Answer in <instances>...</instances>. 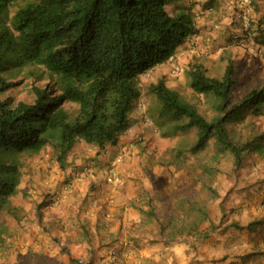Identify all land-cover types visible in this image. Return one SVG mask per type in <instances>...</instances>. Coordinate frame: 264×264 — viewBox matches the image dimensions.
<instances>
[{
  "label": "trees",
  "instance_id": "obj_1",
  "mask_svg": "<svg viewBox=\"0 0 264 264\" xmlns=\"http://www.w3.org/2000/svg\"><path fill=\"white\" fill-rule=\"evenodd\" d=\"M173 1L0 0L1 248L12 235L5 218L22 222L24 217L23 209L12 201L26 173L21 155L37 156L49 148L51 159L65 172L73 164L69 157L79 142L94 148L95 157L118 145L137 122L132 113L141 96V77L170 62L200 33L202 27L198 28L197 14L190 7L173 14L167 10ZM234 8L233 19L245 18L244 0H238ZM233 40L245 45L247 37ZM224 55L221 76L211 75L203 63L190 65L187 74L195 100L168 86L164 78L150 86L161 104L158 121L166 136L195 133L178 142L172 155L178 163L190 165L193 185L199 184L204 191L179 190L175 205L164 213L157 212L152 200L136 205L143 218L156 224L158 238L153 242L172 245L189 237L201 242L209 239L222 227L211 219L207 201L211 195L219 197L213 185L216 176L225 172L237 177L249 154L264 153V134L252 132L255 120L264 118V84L237 97L236 90L244 84L239 65L232 55ZM20 75L30 81V99H2ZM71 103L78 108H68ZM95 157L82 156L86 163ZM41 208L42 204L29 213L38 225L34 237L41 232L52 234L55 227L65 228L60 218L44 220ZM206 221L210 228L203 230ZM77 223L83 238H90V224ZM96 223L100 230L108 228L101 217ZM232 226L253 233L264 227V219L254 218L245 227L232 222L228 227ZM60 250L72 263L83 264L63 243ZM250 250L247 247L235 264H246L254 254H248ZM18 258L15 264H53L43 251Z\"/></svg>",
  "mask_w": 264,
  "mask_h": 264
},
{
  "label": "rangeland",
  "instance_id": "obj_2",
  "mask_svg": "<svg viewBox=\"0 0 264 264\" xmlns=\"http://www.w3.org/2000/svg\"><path fill=\"white\" fill-rule=\"evenodd\" d=\"M237 1L174 0L167 6V10L172 14L183 6L190 7L197 14V26H202L201 33L198 36L203 38V40L192 37L191 40L181 47L174 59L163 67L155 68L141 77V96L137 100L135 108L138 116L135 115L133 117L144 126L143 130L145 131L140 133L145 138L140 136L143 139L136 141L139 135L137 136L133 129L129 130L131 134H134V145L141 147L137 155L139 156L138 159L143 175L139 178V183L135 184L137 186V195L140 198L139 205H146L147 201L152 200L157 212L164 213L170 211L175 205L174 201L179 198L177 196L179 190L186 188L187 191L191 192H204L199 184L197 186L193 185L194 179L189 175L188 167L190 165H183L182 160H179L178 163L172 155L175 151L174 148H177L178 142L186 141V138H190V135L195 137V133L166 136L167 133H164V127L159 122L161 121V104L150 92L152 84L164 78L168 86L178 90L185 97L195 100L197 97L189 86L187 74L190 65L203 63L208 66L211 75L221 76L225 66V61L221 58L224 54L232 55L239 65V75L242 77L244 84L236 90L237 97H240L249 88L261 87L264 84V55L258 52L260 48H264V3L262 4L259 0H244L243 12H245V18L235 20L232 17V12ZM231 20H234V24L231 23ZM216 25H219V28L214 30ZM235 36L247 37L245 45L240 42L235 44L233 40ZM174 66L178 68L175 73L171 72ZM13 80L15 86L1 98L13 97L16 101L29 100L30 81L24 79L22 75ZM199 100H201L200 106L202 107L203 99L200 98ZM144 104L146 108L140 109V105ZM67 107L70 109L78 108L76 104L72 103L68 104ZM147 120H150V124H148ZM255 121L256 124L252 132L264 134V118L256 119ZM125 150L120 152L115 159V163L104 173L107 193L112 190L123 191L126 186V180L118 168V164L122 163L127 155L128 150ZM51 153V150L46 148L37 156L21 155V160L25 164L23 165V170L26 173H24L21 187L17 194L13 196L12 201L14 205L23 209L24 217L21 218L22 222L9 217L5 218L12 235L7 238L3 248L0 247V264H15L19 256L26 259L30 252L33 251H43L53 260V264H74L69 259L68 254L60 250L62 243L64 246H69L68 239H65V235L61 233L71 234L74 239L72 242L78 243V245L80 243V246L74 251L70 247L68 248L74 257L81 258L83 264H126V260L130 259V253L128 254L124 247H130V245L124 244L121 247L118 244L119 240L113 237L116 235L117 230L110 229V226H112V223H116L117 217L112 214V209L107 201H103V204L99 207V209L101 208L99 213H102L101 219H103V222L105 221V226L108 228L100 230V228H97L96 223V230L92 232L93 236L90 237L87 244L83 245L85 238H80L82 230L77 222L82 224V221H84V208H89L91 202L97 199L101 200V197L92 198L94 195L90 193L86 196L82 195L76 185L77 182H75L76 179H81L85 176V171L96 169L95 165H91V161L86 163L82 158L84 155L94 157V148L84 142H79L74 154L69 157V162L73 161V164L64 173L55 160L51 159ZM228 160V158L225 159V168L227 169L230 165V160ZM200 170L199 168L198 172ZM96 172L98 173V171ZM114 172H117L118 176L123 180V185L119 186L116 183ZM136 177L137 175L132 178L136 181ZM91 185L87 184L85 187H88L93 193L95 189ZM213 185L218 190L219 197L214 199L211 195L207 199L209 212L214 223L216 225L220 223L222 227L211 233V239L203 242L197 238H185L184 241L180 242L183 243L184 247L189 248L185 256L182 253L184 257L177 258L169 249H164L165 251L162 252L160 260L163 263H160L192 264L191 260L196 258L194 253L198 249L196 253L207 248L215 252L214 246L216 247L217 245L226 248L227 246H236L238 244L242 248L253 249L259 246V240H263L264 244L263 237L258 236L256 231L253 234L249 233L247 229L239 231L234 226L230 230L225 228L232 222H239L241 226L245 227L254 218L264 219V153L254 152L249 154L245 167L239 171L237 177H232L223 172L216 176ZM58 190L59 193H57ZM62 191L64 193L62 195L68 200H66L67 203L63 208L58 211L61 213H58L53 207L57 201L55 198ZM73 194L75 199L69 201ZM201 195L205 196L204 194ZM41 204L44 220L47 221L45 218L51 219L54 216L57 218L60 214H63L64 216L61 220H63L65 228L55 227L53 232H51L52 234L40 231V236L36 235L34 237L38 225L36 218L32 221L30 214L33 213L35 208H39ZM114 213L116 214L117 211H114ZM113 216L115 219L109 220ZM223 219L224 222L222 223ZM141 225L146 233L148 232L149 237L154 236L157 229L154 222L151 220L145 221ZM209 226V221H206L202 228L207 230L210 228ZM45 228L50 231L49 227L46 226ZM263 228H259L257 231L263 232ZM69 229H72V231ZM62 230L64 231L60 232ZM128 230L129 227L127 226L124 228L121 225L118 228L120 234L122 233L121 235H123V242L129 239V237L126 238L127 234L125 233ZM226 236L228 237L226 238ZM263 244L261 243V245ZM112 249L116 250L115 254L111 253ZM19 250H21V253L16 252ZM192 253L193 257L190 258L189 256ZM263 259L262 264H264Z\"/></svg>",
  "mask_w": 264,
  "mask_h": 264
},
{
  "label": "crops",
  "instance_id": "obj_3",
  "mask_svg": "<svg viewBox=\"0 0 264 264\" xmlns=\"http://www.w3.org/2000/svg\"><path fill=\"white\" fill-rule=\"evenodd\" d=\"M201 27L202 26H198V28H201ZM195 37L203 40V38H200V36L198 35ZM164 65L165 64L160 65L156 68L163 67ZM135 115L138 116V112L134 110L132 113V116H135ZM143 127L144 126L139 121H137L134 124L132 129L133 131H135V133H137V136L139 135L136 141L143 139V138H140V136L144 137L142 135V133L145 131L143 130ZM133 139H135L134 134H131L129 131L126 132L122 136L118 145L109 147L103 152H101L100 155L96 157L94 156L95 160L94 162L91 163V165L94 164L96 166L95 170L89 169L85 171L84 173L85 176L81 179H76L75 181L77 182L76 185L77 187H79L78 190L81 192L82 195L86 196L88 193H90L91 195L92 194L94 195L92 198L101 197V200L97 199L96 201L91 202L90 207L89 208L85 207L83 211L85 219L83 217L82 218L84 219V221L90 224V232H91L90 237L93 236L92 232H95L96 230L97 219L103 216L102 213H99L100 212L99 210L101 209V208L99 209V207L103 204V201H107L109 203L110 208L112 209V212H113L112 214H114L117 217L116 223L115 224L112 223L111 224L112 226H110L111 227L110 229L115 230V231L117 230L116 235L113 237L119 240L118 244L121 247L124 244L130 245V247H127V246L124 247L127 253L128 254L130 253L129 254L130 259L126 260V264H162L163 262L160 260H161L162 252L165 251L164 249L166 250L169 249L172 252V254L175 255L177 258L184 257L186 252H188L189 248L184 247L182 245L183 243H173L172 245H166L161 240L153 242L155 238H158L156 232L153 237L152 236L149 237L148 232L146 233V231L141 225L142 222L147 221L145 218H143L142 214L140 213V210L136 207V205L137 206L139 205L140 198L137 195L138 194L137 186H135V184L139 183V178H141V176L143 175V172H141L142 167L138 159L139 156L137 155L139 154L141 147L139 145H134ZM124 149L128 150L127 155L124 158L123 162L118 164L119 166L118 168L126 180V186L125 188H123V191L112 190L107 193L106 185H105L106 176L104 173L106 172L107 169H109L112 166L113 163H115L116 157L120 154V152H123ZM96 171H98V173ZM62 172L64 173V171ZM136 175L137 177L135 181L132 177ZM87 184H92L91 186L93 189H95V192L92 193V190H89L88 187H85ZM57 193H59V190L57 191ZM62 194H64L63 191L61 194H59L55 198L57 201L53 209L57 212L63 208V206L67 203L66 200H68ZM72 199H75L74 194L69 198V201H71ZM114 211H117V213L115 214ZM58 213H61V212H58ZM63 216H64L63 214H60V216H58L57 218L61 219L63 218ZM46 219L49 220L48 218ZM51 219H56V216H54ZM114 219L115 218L113 216L109 220H114ZM121 225L124 228L125 226L129 227V230L126 231L125 233L127 234L126 238L129 237L130 240L128 239L125 242H123V235H121L122 233L120 234V232L118 231V228H120ZM225 228L227 230L228 229L230 230L228 226H225ZM256 233H258V236L263 237L264 235L262 234H264V228H263V232L256 231ZM61 234L65 235L64 236L65 239L66 238L68 239L67 240L69 243L68 247H70L72 251L76 250L80 246V243L78 245V243L72 242L74 239L72 238L71 234L69 233H66V234L61 233ZM253 234H255V232H253ZM227 237L228 236H226V238ZM80 238L83 239L81 235H80ZM211 238L212 236H210L209 239ZM89 239H90L89 237L85 238L83 241V245L87 244ZM261 243L263 244V240L258 241V245H259L258 247H254L253 249L248 248L251 250L249 251V253L248 252L247 253L248 254L254 253L252 256L254 257L256 255L255 256L256 258L254 259L252 256H251L252 258L249 257L250 259L245 258L246 264H262L263 263L262 259L264 257V244L261 245ZM237 245L227 246L226 248L224 246L221 247L220 245H217L216 247L214 246L215 252H212V250L207 248V249H202L198 253H196L199 250L198 249L194 253V255H196V258L194 260L192 259L193 261L191 260V262L192 264L240 263L241 261L240 258L242 257L241 255L243 254V251H245L246 247H243L244 248L243 249L241 248L242 247L241 245L240 246L239 245L237 246ZM220 248H221V253H220ZM182 253L184 254V256H182ZM189 257L192 258L193 253Z\"/></svg>",
  "mask_w": 264,
  "mask_h": 264
},
{
  "label": "built area",
  "instance_id": "obj_4",
  "mask_svg": "<svg viewBox=\"0 0 264 264\" xmlns=\"http://www.w3.org/2000/svg\"><path fill=\"white\" fill-rule=\"evenodd\" d=\"M260 51H262V53L264 52L263 50H260ZM174 71H175V70H174ZM141 108H142V109H145V108H146V105H145V104L142 105ZM113 174H114V176H115V181H116V183H117L119 186H120V185H123L124 182H123V180L118 176L117 172H114ZM115 251H116L115 249H112L111 253H112V254H115Z\"/></svg>",
  "mask_w": 264,
  "mask_h": 264
},
{
  "label": "clouds",
  "instance_id": "obj_5",
  "mask_svg": "<svg viewBox=\"0 0 264 264\" xmlns=\"http://www.w3.org/2000/svg\"><path fill=\"white\" fill-rule=\"evenodd\" d=\"M260 50H263V51H264V49L260 48V49L258 50L259 53H261L262 55H264V52L262 53V51H260ZM170 61H171V60H170ZM154 69H155V68H154ZM177 69H178V68H176V67L174 66V67L172 68L171 72L175 73ZM174 70H175V71H174ZM149 72H151V70L148 71L146 74H148ZM146 74H144V75H146ZM141 106H142V105H140V109H142ZM135 108H136V107H135ZM134 110H135V109H134ZM132 128H133V127H131L130 129H132ZM130 129H129V130H130Z\"/></svg>",
  "mask_w": 264,
  "mask_h": 264
}]
</instances>
